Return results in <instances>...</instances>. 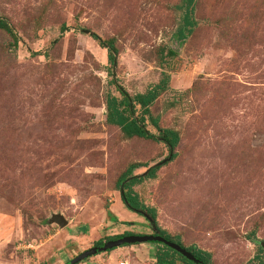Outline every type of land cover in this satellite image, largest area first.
<instances>
[{"label":"rangeland","instance_id":"374dc122","mask_svg":"<svg viewBox=\"0 0 264 264\" xmlns=\"http://www.w3.org/2000/svg\"><path fill=\"white\" fill-rule=\"evenodd\" d=\"M189 9L185 0H0V264H154L157 244L97 251L96 242L152 234L116 182L130 166L129 177L144 176L169 151L125 136L106 103L164 77L143 130L156 136L152 119L178 141L170 161L130 187L139 209L210 264H264V0ZM92 35L111 41L112 63Z\"/></svg>","mask_w":264,"mask_h":264},{"label":"trees","instance_id":"16d2710c","mask_svg":"<svg viewBox=\"0 0 264 264\" xmlns=\"http://www.w3.org/2000/svg\"><path fill=\"white\" fill-rule=\"evenodd\" d=\"M193 0H185V6L188 9V12L190 11V6L192 4ZM192 25V21L190 19L189 13H185L182 19V27L183 30L187 27ZM0 28H3L8 31L7 27L3 24L2 21H0ZM62 30V29H61ZM178 30V39L183 38V31ZM98 42L99 46L101 48L106 49L107 51V61L109 63L113 62L112 53L114 51L111 41L100 42L99 38L95 35H92ZM173 54V52H170ZM167 77H164L163 79H160V81L151 89L147 90L143 94H136L132 97V99H128L127 97H122L119 101H115L116 99L111 98L110 102L106 103V110H107V121L109 123L115 124L120 128V131L127 137H138V138H155L160 143L164 144L169 154L167 158L165 159L166 162L170 161L173 158V154H171V150L175 147L178 141V136L175 131L171 129H161L159 128L155 121L150 119V126L154 128L157 132L156 136L148 135L143 130V115L147 113V107L153 102V100L158 95V92L163 90L166 86ZM121 95H124L121 93ZM132 102V105H131ZM138 106L139 109L142 110V116L138 117L137 119H131L127 114L130 113L133 110V106ZM132 170V167H128L117 179V186L118 191L120 195V199L122 203L124 204L125 208L138 216H142V213H145L148 215L152 220L153 216L148 211H143L139 209V202L136 198V196L131 191V186L137 182L139 179L143 178H149L153 175L154 171L156 170V167H151L147 170L144 176L142 177H132L129 179V174ZM123 190H126V192H123ZM144 218V217H143ZM146 220V219H145ZM155 225V224H154ZM155 231L157 232V235L160 237H163L165 240L175 243L179 245L181 248L186 250L187 252H190L196 259L202 262V264H210L209 263V254L198 250L194 247L185 248L183 247L175 238H171L165 231L159 229L155 225ZM125 235H130V233H123L120 235L110 236L106 237L105 240L97 241V243H103L108 240H114L118 239L120 237H123ZM146 244H157L159 246V249H157L153 254V260L154 264H175L174 263V256L176 255L179 257L183 262L189 263L186 259H184L180 254L176 253L172 249L168 248L167 246L163 244H159L157 242H147Z\"/></svg>","mask_w":264,"mask_h":264},{"label":"water","instance_id":"95a60500","mask_svg":"<svg viewBox=\"0 0 264 264\" xmlns=\"http://www.w3.org/2000/svg\"><path fill=\"white\" fill-rule=\"evenodd\" d=\"M84 32L87 33V31H84ZM164 161H166V160L165 159L161 160L158 163L152 165V167L160 166L162 163H164ZM130 178H132V177H129V179ZM142 216L149 223V225L152 229V234H149V235H125V236L120 237L118 239H114V240L112 239V240H108V241L103 242L101 247H96L97 248L96 250L97 251H105V249H107V248L114 249L116 247L123 246V245L141 244V243H147V242H157V243H161V244L167 246L168 248L172 249L173 251L180 254L184 259H186L187 261H189L191 263L202 264V262L199 261L198 259H196L190 252H187L186 250L181 248L179 245L172 243V242H169V241L165 240L163 237L158 236L157 232L155 231V225H154L153 220L148 215H146L145 213H142ZM56 221L59 223L60 226L64 225V221L61 219V217L58 216ZM262 246L264 247V243L262 244ZM88 254H90L89 251L82 254L80 256V258H83ZM76 260H78V259H76Z\"/></svg>","mask_w":264,"mask_h":264},{"label":"built area","instance_id":"2783aa9c","mask_svg":"<svg viewBox=\"0 0 264 264\" xmlns=\"http://www.w3.org/2000/svg\"><path fill=\"white\" fill-rule=\"evenodd\" d=\"M118 264H126L125 262H120V263H118Z\"/></svg>","mask_w":264,"mask_h":264}]
</instances>
